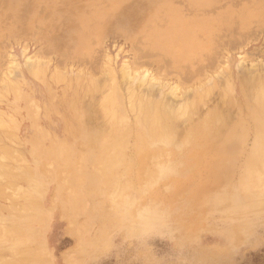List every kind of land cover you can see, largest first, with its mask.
<instances>
[{
  "label": "rangeland",
  "instance_id": "1",
  "mask_svg": "<svg viewBox=\"0 0 264 264\" xmlns=\"http://www.w3.org/2000/svg\"><path fill=\"white\" fill-rule=\"evenodd\" d=\"M263 81L264 0H0V264H264Z\"/></svg>",
  "mask_w": 264,
  "mask_h": 264
},
{
  "label": "bare ground",
  "instance_id": "2",
  "mask_svg": "<svg viewBox=\"0 0 264 264\" xmlns=\"http://www.w3.org/2000/svg\"><path fill=\"white\" fill-rule=\"evenodd\" d=\"M233 4H235V3H233ZM238 3H236V5H237ZM234 7H236V6H234ZM239 10H241V9H239ZM215 11V10H214ZM235 16V15H234ZM224 17V16H223ZM256 22V21H255ZM237 25V24H236ZM236 27V26H235ZM239 27V26H238ZM234 29H236V28H234ZM238 29V28H237ZM237 31V30H236ZM234 32H235V30H234ZM234 32H233V36H234ZM242 33V32H241ZM244 33V32H243ZM236 35V34H235ZM223 37V36H222ZM169 38V37H168ZM175 38L176 37H174V40L173 41H175ZM171 39V38H170ZM169 39V40H170ZM216 40V39H215ZM164 41V40H163ZM166 42L168 41V40H165ZM171 41L172 40H170V43H171ZM226 41V40H225ZM176 42V41H175ZM177 42H180L181 44H185V45H187V39H186V37L185 36H183L181 39H178V41ZM198 40H196V38H195V36H193V38H192V42H191V47H195L198 43ZM161 43V42H160ZM217 43V42H216ZM162 44V43H161ZM160 44V45H161ZM173 44H174V42H173ZM172 44V45H173ZM219 44V43H218ZM198 46V45H197ZM187 47H188V45H187ZM216 52V51H215ZM218 54V53H217ZM209 57V56H208ZM211 57V56H210ZM213 57V56H212ZM140 58V57H139ZM143 58V57H142ZM207 58V57H206ZM13 59V58H12ZM210 59V58H209ZM213 59V61H214V58H212ZM216 59V58H215ZM167 60V59H166ZM197 61V60H196ZM26 63L27 64H29V63H32V65L34 66H36L37 64H38V62H36L35 60H33L32 59V57H27L26 58ZM140 63V62H139ZM166 63V62H165ZM206 63H207V59H206ZM137 64V63H136ZM144 64H145V62H144ZM163 64V63H162ZM139 66H141V65H139ZM170 66V65H169ZM209 66V65H208ZM19 67V64H17L16 63V61H14V60H11L10 61V68L11 69H17ZM163 67H165V66H163ZM183 67H185V66H183ZM160 68V67H159ZM208 68V67H207ZM127 69H128V67H127V65L126 64H124L123 65V72H124V76H127V78L129 79V81L131 82H134L137 78H138V81H139V87H147V86H149L150 85V87H151V85L153 84V81H154V78H152L151 80H150V73L149 72H147V71H145V72H143L142 73V75L141 74H138V75H131L130 73H128V71H127ZM188 69V68H187ZM29 70V69H28ZM162 70V69H161ZM160 71V70H159ZM158 71V72H159ZM36 72V71H35ZM113 72H114V70H111V74H113ZM166 72V71H165ZM191 72L192 71H190V72H188V73H190L191 74ZM196 72V71H195ZM193 73V72H192ZM199 73V72H198ZM196 75H197V73H195ZM158 75H159V73H158ZM192 75V74H191ZM113 77H114V75H112ZM193 76V75H192ZM166 77V76H165ZM190 77V76H189ZM196 77H198V76H196ZM192 79V78H191ZM194 79V78H193ZM202 79V78H201ZM200 80V79H199ZM261 80H263V79H261ZM198 81V80H197ZM215 81V80H214ZM195 82V81H194ZM245 82V81H244ZM258 82H259V84H260V80H258ZM264 82V81H263ZM135 83V82H134ZM191 83V82H190ZM198 83V82H197ZM254 83H256V82H254ZM159 85V84H158ZM245 85H246V83H245ZM255 84H254V88H255ZM159 87V86H158ZM205 87V86H204ZM258 87V86H257ZM259 88V87H258ZM257 88V89H258ZM113 89H115V87L113 86ZM178 89L179 88H172V90H171V95L172 96H174V97H177V91H178ZM195 90V89H194ZM242 90V89H241ZM208 91V90H207ZM202 92V91H201ZM203 92H204V90H203ZM243 93V92H242ZM206 94H208V92H206ZM244 94V93H243ZM179 95V94H178ZM197 95V94H196ZM112 96V95H111ZM114 96V95H113ZM206 96H208V95H206ZM208 98V97H207ZM115 99L116 98H111V100H110V103H111V105H113L112 104V102H113V100H114V102H115ZM180 99V98H179ZM108 100V99H107ZM145 100V99H144ZM181 100H182V98H181ZM198 100H200V101H202V99H200V97H199V99ZM260 100V99H259ZM117 101V100H116ZM108 102V101H107ZM107 102H106V104H107ZM232 102V101H231ZM196 103V102H195ZM195 103H193V104H195ZM260 103H261V101H260ZM192 104V105H193ZM263 104H264V102H263ZM135 105V104H134ZM196 105V104H195ZM262 105V104H261ZM108 106V105H107ZM181 106H182V104H181ZM180 108H182V107H180ZM193 108H195L196 109V107H193ZM263 108V107H262ZM155 110H158L159 109V107H155L154 108ZM187 109H189V108H187ZM186 109V110H187ZM178 110V109H177ZM193 110V109H192ZM180 111V110H179ZM115 112V111H114ZM113 111H112V115H114V114H116V113H114ZM160 112V110L158 111V113H156L155 114V116H158V117H160V115H161V112ZM176 112V111H175ZM178 112V111H177ZM187 112V111H186ZM194 112V111H193ZM183 113V112H182ZM195 114V113H194ZM106 115V114H105ZM142 116V115H141ZM179 116V115H178ZM178 116H177V118H178ZM181 116V115H180ZM112 117V116H111ZM113 117H115V115L113 116ZM112 117V118H113ZM172 117H173V115H172ZM216 118V117H215ZM106 119V118H105ZM171 120H173V119H171ZM252 120H253V122H254V118H252ZM164 122V121H163ZM205 122V121H204ZM202 123V125H204L203 127L205 128V123ZM264 122V121H263ZM263 122H262V124H256V127H257V129H258V131H259V133L257 134V139H256V151H258V153H260L259 151H261V148L264 146V125H263ZM163 124V123H162ZM161 124V125H162ZM200 124V123H199ZM242 124V123H241ZM241 124H239V127L241 126ZM245 124V123H244ZM160 125V126H161ZM238 125V124H237ZM237 125H236V127H237ZM163 127V126H162ZM195 127V126H194ZM208 127V126H207ZM239 127H238V129H239ZM242 127H245L246 128V125L245 126H243L242 125ZM241 127V130L243 129ZM235 128V127H234ZM245 128H244V130H245ZM252 128V127H251ZM210 129V128H209ZM236 129V128H235ZM237 129V131L239 132L240 130H238ZM139 130V129H138ZM203 130V129H202ZM162 131V130H161ZM211 131V130H210ZM210 131L208 132L209 134H210ZM234 131V130H233ZM233 131H231V135L229 136L230 138H231V140L232 139H234V138H236L238 135H236L235 136V134L233 133ZM255 131V130H254ZM110 132V131H109ZM163 132V131H162ZM191 132V131H190ZM192 132H193V130H192ZM191 132V133H192ZM241 132V131H240ZM114 133V132H113ZM138 133H139V131H138ZM190 133V134H191ZM141 134V133H140ZM147 134V133H146ZM165 134V133H164ZM164 134H162V135H164ZM180 134V133H179ZM200 134V133H199ZM135 135V134H134ZM196 135V134H195ZM112 136H113V134H112ZM137 136V134L135 135V137ZM191 136V135H190ZM189 136V137H190ZM108 137V136H107ZM106 137V142H105V145L106 146H109V147H114V148H118L119 149V147H120V140L118 139V137H109V138H107ZM142 137V136H141ZM163 138V137H162ZM238 138H239V136L237 137V140H238ZM126 139V138H125ZM162 140H164V139H162ZM202 140V139H201ZM237 140H235V142L237 143ZM136 141V140H135ZM205 141V140H204ZM207 141V140H206ZM197 142H199V140H197ZM203 142V141H202ZM200 143V142H199ZM240 144V143H239ZM144 146V145H143ZM145 147V146H144ZM144 149V148H143ZM259 149V150H258ZM262 149H264V148H262ZM262 151H264V150H262ZM139 152V151H138ZM145 154V153H144ZM254 156H256V154H254ZM136 157V156H135ZM13 229V228H12Z\"/></svg>",
  "mask_w": 264,
  "mask_h": 264
}]
</instances>
